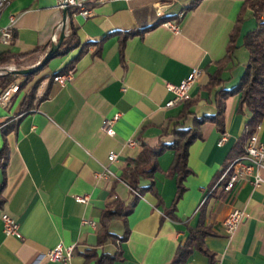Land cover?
I'll return each instance as SVG.
<instances>
[{
	"label": "crops",
	"instance_id": "obj_1",
	"mask_svg": "<svg viewBox=\"0 0 264 264\" xmlns=\"http://www.w3.org/2000/svg\"><path fill=\"white\" fill-rule=\"evenodd\" d=\"M84 1L91 14L83 17L73 10L66 22L67 31L71 24L77 27L80 46L56 62L49 60L52 71L41 78L29 110L19 115L33 87L24 96L22 89L14 93L7 107L0 106V125L14 122L6 135L0 264H97L104 252L116 255L111 264H172L191 230L199 227L206 235L182 264H264V184L256 187L241 180L226 191L217 182L227 160L244 149L252 112L240 94L226 98L223 129L211 120L200 125L201 137L189 147L191 173L176 203L178 176L166 173L175 151L168 149L159 157L155 176L161 200L146 193L126 218L110 220L108 235L103 237L101 230L113 198L132 199L130 186L121 178L127 159L140 153L143 142L171 143L186 102L187 116L178 128L193 127L196 116L215 114L218 90L222 85L231 89L241 79L250 57L244 36L257 25L250 8L231 57L227 50L247 0H200L191 8L193 0ZM10 14L17 17L14 42L0 43V52H30L40 46L47 53L61 37L64 10L58 0H11L0 12V26ZM170 21L179 24L178 31ZM83 46L72 66L73 79L56 81L53 74ZM195 68L200 75L190 98L166 107L173 96L166 83H180ZM214 75L222 82L209 86ZM116 114L115 134L108 135L103 123ZM223 133L228 139L221 145ZM259 137L264 143V117ZM111 151L118 154L114 162L108 159ZM105 165L117 177H99ZM83 195L89 196L87 202L77 200ZM236 208L244 217L229 236L223 223ZM2 212L18 220L22 238L4 232ZM84 219L95 221L96 227ZM59 244L75 246L68 263L47 255Z\"/></svg>",
	"mask_w": 264,
	"mask_h": 264
},
{
	"label": "trees",
	"instance_id": "obj_2",
	"mask_svg": "<svg viewBox=\"0 0 264 264\" xmlns=\"http://www.w3.org/2000/svg\"><path fill=\"white\" fill-rule=\"evenodd\" d=\"M199 1L200 0H193L190 8L194 7ZM248 8L253 11V15L257 21V25L253 30H250L244 36V44L249 50L250 57L248 63L246 64V68L241 79L231 89H227L222 85V87L218 90L216 95L217 112L215 114L204 115L201 117L196 116L195 124L193 127L178 128L176 127V125L184 121L187 116V108L189 106V103L186 102L185 109H183L179 114L178 122L175 124V127L172 130L174 140L171 143H165L163 141H160L158 144L151 146L146 142H143L141 144L142 148L140 153L136 157H130L127 159L126 165L121 174V178L128 183L133 196L132 199L128 202L121 200L119 197L113 198L111 204H109L108 208L105 210L102 218L101 230L103 231V237L109 234L108 228L110 220L115 216H122L126 218V216L133 210L134 206L141 198V196L145 195L146 193H151L155 197H157L158 201L161 200L160 195L156 189L155 176L156 173L160 170L159 157L168 149H173L175 151V156L171 166L166 171V173L169 176L177 174V193L174 203H176V201L180 199L186 189L184 181L187 176L191 173V169L188 165L189 147L197 138L201 137L200 125L205 121L211 120L215 122L221 129H223L225 102L227 97L234 94H240L242 104H246L252 112L251 117L247 121V129L244 135L245 143L247 138L255 132L258 123L261 122L262 118L264 117V0H247L245 2L243 12L241 13L238 19V23L235 25V27L230 33L227 55L231 57L234 49L237 47V39L240 36L241 24L243 22L245 10ZM73 10L74 9L72 8L70 9L69 13L71 14V16ZM70 27L71 32L68 36L64 38L55 56L68 54L72 49L80 46L81 42L78 37L77 27L73 24H71ZM138 32L141 31L139 30ZM131 33L128 32L127 34ZM84 48L85 46H83L80 49L79 53L72 57L68 61V63H66L65 66L57 70L52 77L54 78L57 75L63 74L67 72L70 68H72L75 60L82 53H84ZM39 49H43V51H46V47L40 46L30 52L22 53L15 52L11 49H5L0 52V66L11 63L13 61L22 60L27 56L30 57L34 51ZM19 62L20 61H18V63ZM48 62L43 67H45ZM220 68H222V66ZM37 71L35 70L34 72L26 74L24 76L26 77V79H28L29 77H31L32 74ZM19 76L20 74L12 72L0 75V93L10 84L17 81ZM40 80L34 85L32 90L23 99L21 112L19 113V115L27 112L32 106ZM221 82L222 79L220 78V76L214 75L209 86H213L215 84L220 85ZM25 84L26 82H22L20 84L19 91ZM46 94H48V91ZM13 123V121H8L6 124H3V126L0 125L2 126L0 128V132L2 133L3 138V144L0 147V209L4 206L6 202V198L3 194L6 186L5 172L9 159V150L6 135L7 132L14 126ZM244 151L245 144L244 149L240 153V155H242ZM240 155L231 156L227 160V163ZM144 180H149L150 183L148 185H144ZM174 208L175 205L172 209ZM172 211L173 210H170L169 213H172ZM205 235L206 230L201 227L192 229L187 242L178 248L172 264H182L186 256L191 252L193 246L201 245ZM95 255H97L96 251ZM115 257V254L104 252L100 256H98L97 264H111Z\"/></svg>",
	"mask_w": 264,
	"mask_h": 264
},
{
	"label": "built area",
	"instance_id": "obj_3",
	"mask_svg": "<svg viewBox=\"0 0 264 264\" xmlns=\"http://www.w3.org/2000/svg\"><path fill=\"white\" fill-rule=\"evenodd\" d=\"M2 0H0L1 2ZM106 1V0H99ZM59 7L64 9L66 6L69 9H74V14L82 15L83 17H88L91 14V9L87 7V4L84 0H58ZM17 17L15 14H10L7 24L0 26V43L4 45H12L15 38V23ZM171 29L174 31L179 30V24L177 22H168ZM57 41V40H55ZM2 69H5V72L16 69V67L10 65L4 68H0V75L6 74ZM200 75V69L195 68L190 73L188 77L183 79L180 83L167 82L166 87L173 96L165 103L166 107H173L176 104L182 103L190 98V89L198 76ZM74 77V69L71 68L67 72L57 75L54 77L56 81L60 83H65L72 80ZM20 89V83L18 81L13 82L7 88L1 91L0 93V106L7 107L11 101L12 95L18 92ZM120 118L119 114L114 115L105 119L103 123V130L108 135L115 134V124ZM261 129V122L258 123L256 130L251 134L245 143V151L242 155L234 158L229 161L223 168L221 175L219 176L218 183L223 184V188L226 191H230L237 186L241 180H250L256 187L264 184V176L261 174V170H264V143L259 137V130ZM228 139L227 134L223 133L222 137L219 140V143L222 145ZM130 144H135V141H129ZM110 162H114L118 159V154L114 151H111L108 155ZM99 177L102 176H114L115 173L105 165L104 170L101 173H98ZM77 200L80 202H87L89 200L88 195L77 196ZM244 217V211L236 208L232 210L224 220V229L226 233L230 236L232 235L239 223ZM1 219L3 221L4 232L7 235H15L18 238H22L23 235L20 230V223L18 220L10 215L8 212L1 213ZM83 223L91 224L96 227V222L88 219H84ZM75 246L71 245L64 247L63 244H59L54 248L48 250L47 255L52 260L61 261L68 263L74 253Z\"/></svg>",
	"mask_w": 264,
	"mask_h": 264
},
{
	"label": "rangeland",
	"instance_id": "obj_4",
	"mask_svg": "<svg viewBox=\"0 0 264 264\" xmlns=\"http://www.w3.org/2000/svg\"><path fill=\"white\" fill-rule=\"evenodd\" d=\"M70 32H71V27L68 28L67 33L69 34ZM45 54H46V51H43V49H39V50L34 51L31 54L30 57L27 56L26 58H23L22 60H17V61H13L11 63H8V64L1 65L0 68L1 67L4 68V67L10 66V65L16 67V69H25V68L33 67V66L38 65V63H40L44 59ZM63 57H64V55H57L54 58H52L50 62H52V61L56 62V61H58L59 59H61ZM18 61H20V62L18 63ZM42 67H40V68H42ZM40 68H38L37 70H39ZM4 70L5 69H2V71H4ZM51 71H52V66L50 64H47L45 67H43L39 71H37L34 74H32L31 77H29L28 79H26V77L24 75H20L18 77L17 81L19 83L26 82V84L22 87L23 96L25 95V93L28 92V90H30L32 87H34V85L41 78H43L44 76L48 75ZM4 73H7V72L4 71ZM37 89H38V87H37ZM37 94H38V92L36 93L35 99L37 98ZM34 100H33V102H34ZM7 111H5V113L9 114L8 113L9 111L8 112ZM9 122H11V121H9ZM1 141H2V133L0 132V142ZM0 147H1V145H0Z\"/></svg>",
	"mask_w": 264,
	"mask_h": 264
},
{
	"label": "water",
	"instance_id": "obj_5",
	"mask_svg": "<svg viewBox=\"0 0 264 264\" xmlns=\"http://www.w3.org/2000/svg\"><path fill=\"white\" fill-rule=\"evenodd\" d=\"M63 10H64L63 21H62L63 30H62L61 37L58 41L54 40L52 42L49 50L45 54L44 59L40 63H38V65L36 66L25 68V69H14V70L9 71L8 73L12 72V73L20 74V75H26V74L32 73L38 68L44 66L50 59H52L56 55V52L60 48L62 41L67 36L66 22L69 17L70 9L68 6H66Z\"/></svg>",
	"mask_w": 264,
	"mask_h": 264
},
{
	"label": "bare ground",
	"instance_id": "obj_6",
	"mask_svg": "<svg viewBox=\"0 0 264 264\" xmlns=\"http://www.w3.org/2000/svg\"><path fill=\"white\" fill-rule=\"evenodd\" d=\"M10 1H11V0H2V1L0 2V12L5 8V6H6L7 4L10 3Z\"/></svg>",
	"mask_w": 264,
	"mask_h": 264
}]
</instances>
